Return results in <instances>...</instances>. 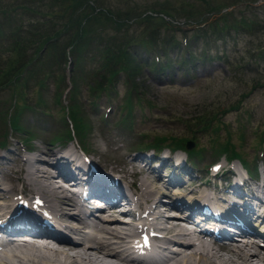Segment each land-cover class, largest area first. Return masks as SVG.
<instances>
[{"label":"rangeland","instance_id":"rangeland-1","mask_svg":"<svg viewBox=\"0 0 264 264\" xmlns=\"http://www.w3.org/2000/svg\"><path fill=\"white\" fill-rule=\"evenodd\" d=\"M153 1L154 0H94L95 6L102 5L111 10L118 9L121 12L127 11V8L131 7L135 12L140 11L144 9L145 6L151 5ZM188 1L192 3V8L197 10L196 15H194L193 18H186L184 17L185 14H176L172 18V20H177L173 23L179 26V30L186 31L187 35L190 33L189 31L196 26L192 23L193 20H199L201 18V20L209 21L211 18H216L217 15L222 14L219 13L215 16V14L208 13L206 10L204 11L200 0ZM241 1L243 2L232 7L235 15L239 9L244 16L253 18L259 25L264 23V0ZM220 2L221 0H213V3H210L217 6ZM223 2H227V0H223ZM136 6L137 8L134 9ZM217 9L224 12L229 8L221 9L219 6ZM145 13L149 14V11ZM154 14L157 15V13L150 12V15ZM80 16L82 15L80 14ZM204 22L199 23V26H203ZM127 23L129 26L126 24L121 27V29H124L125 33L128 32L132 34L133 31L138 32L140 25H136L134 19L129 20ZM207 24L208 23H206L203 28L206 27ZM152 25L155 26L153 28H163L158 22ZM99 27L105 30L111 28L108 23ZM263 29L256 32L258 37L247 34L233 35V32H230L229 35H225L221 40H208L203 42L197 38L193 42L191 41L188 46L189 51L198 53L201 49H206L210 58L200 63L196 61V65L192 67L195 69H189L187 74L179 70L178 74L174 75L172 71L169 70L167 77L165 69L161 72L149 73L141 66L139 74L137 78H133V82L135 83V90L141 98V101H137L141 103L142 106L139 108L133 105L129 116L131 118V124L127 127H124L116 120L120 116L119 105L122 103L124 94H126L127 90H129V94L133 91L132 89H128L129 82L122 76H119L115 79L109 94L101 92L99 95L91 97L87 92V85H93L90 74L94 72L95 68L100 65L102 60L99 63L89 58L80 60L81 72L78 73L75 78L77 86L75 99L80 106V114L83 120L90 126V129L87 130L82 139L87 149L86 152L99 164L105 167L106 165L113 167L121 177L134 182V186L135 184L138 186L142 174H140L141 172H134L133 170L135 167H130L128 162L134 158V155L135 157L143 156L142 154L140 155L134 152L138 146V143L135 142L139 141L140 134L149 137L155 134H169L175 137L184 136L189 140L192 137L195 140L192 146L196 144L197 148L202 149V159L200 161L193 159L192 174H188H202L204 172L202 169L204 164H210L215 161L222 162L223 159L221 155L216 158L211 155V150L216 145H212V138L210 141L208 139L211 135V131L209 129L198 130L196 128L194 116L198 115L197 113L201 108L218 112L219 108H225L229 102H234L238 99L240 93H247L237 110L226 111L219 117V121H213V124L219 125L220 127L218 132L220 138L214 140L221 141L225 136V132H228V137L231 142L236 145L237 150H240L247 160L253 162L257 161L258 174L261 175L264 164L262 160L264 157V44L262 43L264 36H261L260 32L264 31ZM142 32L145 35L149 30L146 28V30ZM112 33L113 30L112 32L110 31V34ZM174 33L177 37H180V33L176 31ZM167 34L170 33L168 32ZM59 43L58 50H64L63 60H60V64L55 68L49 63L47 72H52L54 70L56 74L62 77L61 82L59 83L58 81L59 75L45 79V84L42 88L45 108L42 107L43 109L40 111V108L35 107L36 110L32 111L33 113L27 111L21 118V124L24 127H29L35 131V139L31 145L38 150H45L47 147L55 149L60 145L53 142H51L52 144H47L55 133L62 131L61 121L63 114H60V112L56 110V106L53 104V98L56 91L59 90V92H61L60 104L65 105L67 103L66 90L69 87V77L72 68L71 60L74 59V55L69 53V49L65 48L63 42L59 41ZM181 51L186 54L184 49ZM139 55V57L144 58L142 53ZM214 55L215 58H213ZM78 56L80 55H77V58ZM146 57H148V55H146ZM169 58L175 59V55L171 52ZM78 60L79 59H77V61ZM159 60L162 61V59ZM95 80H97V78ZM255 82L257 83L255 84ZM260 84L262 85L260 86ZM57 85H59V88H57ZM33 90V87H29L26 93V97L29 99L30 103L35 99ZM10 93L11 90L8 87L0 91V109L7 106L4 105V101H8ZM134 97L135 96H132V98ZM89 100H93L92 104L89 103ZM144 100H148L151 105L145 104L143 102ZM104 120L107 121L104 122ZM114 121H116V123H114ZM67 127L71 128V124L68 123ZM3 129L8 131L9 127L7 123L0 121V132ZM191 130L193 131L190 136L189 131ZM7 134L6 143L8 147L6 150H0V171L3 169L5 173L7 167L15 166L20 163V161L15 159L16 155L24 154V143H20V134L13 131H9ZM259 138H261L260 142H258ZM140 139H142V136ZM258 143L261 144L258 145ZM75 144L80 145L77 137L72 135L70 137V142L67 143L66 146L74 147ZM77 153H79V151ZM181 155L183 156V153H181ZM144 156L147 157V154ZM150 160H155V157H152ZM155 163H158V160ZM231 163L232 165L227 164L226 168L234 169V167H237L239 170V166L235 161H231ZM162 166L161 169L159 168V172L164 168ZM139 167L140 166H138V168ZM164 172L168 174L170 171L165 169ZM176 172H178V170H175V173ZM160 173L162 174V172ZM153 174H155V171ZM149 178L152 179V177ZM13 184L17 188L21 187L20 183L13 182ZM137 186L134 188L139 187ZM153 191L154 188L152 189V192ZM160 191L167 192L163 187L159 192ZM136 196L139 197V194L137 193ZM151 198L152 197H150L149 200ZM161 199L164 198L161 197ZM139 201L143 205L148 202L147 199L144 201L142 198L139 199ZM11 250L19 253V259L25 256L30 257V253H33L30 250H25V252L13 248H11ZM220 252L223 253V251ZM19 259L15 258V264H19ZM62 261L64 262L63 258ZM30 264L32 263L30 262ZM48 264L50 263L48 262Z\"/></svg>","mask_w":264,"mask_h":264},{"label":"trees","instance_id":"trees-1","mask_svg":"<svg viewBox=\"0 0 264 264\" xmlns=\"http://www.w3.org/2000/svg\"><path fill=\"white\" fill-rule=\"evenodd\" d=\"M200 1L204 11L215 14V16L222 14L209 21L201 20V18L193 20L192 23L196 26L187 35L186 31H180L177 25L165 18L172 19L176 14H185L184 17L193 18L197 10L192 8V3L188 0H154L151 5L136 12L132 7L121 12L102 5L95 6L94 0H0V91L7 87L11 90L8 101H4V105L7 106L0 109V121L7 123L9 127L8 131L3 129L0 132V146L5 145L9 131L19 133L22 143L30 144L35 139V131L24 127L21 124V118L25 112L35 111V107L40 108V111L42 107L45 108V101L42 97L45 79L59 75L54 70L47 72L49 63L55 68L64 57V50H58L59 41L63 42L66 49H69L74 59L71 60L69 87L66 90L67 103L60 104L61 92L59 90L53 98L56 110L63 114L62 131L55 133L49 139V143H64L74 135L84 148L82 139L90 126L83 120L80 106L75 99L77 91L75 78L81 72L80 60L89 58L98 63L102 60L90 74L93 85H87V92L91 97L101 92L109 94L115 79L120 74L129 82L128 89L133 91L129 94L127 90L124 94L122 103L119 105L120 116L116 120L127 127L131 124L129 116L133 105L139 108L142 106L138 102L141 98L133 82L141 66L149 72L181 69L182 72L187 73L190 67L196 65V61L200 63L210 58L206 49H201L198 53L189 51L188 46L191 41L197 38L203 42L221 40L230 32H233V35L247 34L258 37L256 32L264 28V23L259 25L253 18L244 16L239 9L237 14H234L232 7L243 2L241 0H227V2L221 0L217 6L212 5L213 0ZM219 6L221 9L231 8L221 12L217 9ZM146 11H149V14H146ZM150 12L157 13V15H150ZM131 19H134L136 25H140L138 32L125 33L121 27L126 24L129 26L127 22ZM156 22L163 28H153L155 26L152 24ZM201 22H204L203 26L208 24L203 28L199 26ZM105 23L111 26L109 30L99 27ZM146 28L149 32L144 35L142 31ZM112 30L113 33L110 34ZM175 31L180 33V37L175 35ZM168 32L170 34H167ZM260 33L264 36V31ZM262 43L264 44V38ZM169 49L174 51L175 59L169 58ZM182 49L186 51V54L181 51ZM140 53L144 55V58L139 57ZM77 55L80 56L77 58ZM76 58L79 60L77 61ZM61 79L59 75V83ZM29 87L34 88L35 99L32 103L26 97ZM246 94L240 93L238 99L229 102L225 108H219L218 112L201 108L198 115L194 116L198 130L209 129L211 131L208 139L210 141L212 138V145L216 144L211 150L213 155L224 152L230 154L229 156H238L233 142L228 137V132H225L221 141L214 140L220 138L218 135L220 127L213 124V121H219V117L226 111L237 110ZM132 96L135 97L132 98ZM92 102L93 100H89V103L92 104ZM143 102L151 105L148 100ZM68 123L71 124V128L67 127ZM192 131H189L190 136ZM139 136V141L135 142L138 143V148L150 146L160 148L167 145L184 149L183 143L187 139L184 136L175 137L169 134H155L152 137L140 134ZM141 136L142 139H140ZM190 140L195 143L192 137ZM260 141L261 138L258 139V142ZM201 151L202 149L197 148L195 144L187 153L199 154Z\"/></svg>","mask_w":264,"mask_h":264},{"label":"bare ground","instance_id":"bare-ground-1","mask_svg":"<svg viewBox=\"0 0 264 264\" xmlns=\"http://www.w3.org/2000/svg\"><path fill=\"white\" fill-rule=\"evenodd\" d=\"M42 155L50 157L49 160L45 157L37 155L33 158L32 161L22 158L20 155H16L15 159L20 161L19 164L11 167H7L6 173L3 169L0 171V218L5 216L10 211L11 204L14 197H18L17 194H23L27 196L28 200H33L38 194L43 199V204L50 214H52L56 219L61 221L66 227H74L77 225H82L85 223V220L70 211L75 208V203L67 201L63 189L57 185L55 173H51L48 169L49 165L55 167H63L67 172L71 173L78 169L80 163L74 155L73 151L69 148H66L60 152L54 149L47 148L44 151H40ZM48 162V163H47ZM133 162V161H132ZM6 163V162H5ZM133 167V164L131 165ZM146 169L145 172L149 175L153 173V170L149 166L144 165ZM134 172H140L135 169ZM155 178L157 182H168L167 185H174L175 182L171 183V180L168 178V174L164 177L160 176V172L155 170ZM56 172V170H55ZM93 174L99 176L103 182L107 181L105 176L109 170L106 171L104 166L100 165L99 169H93ZM141 176L138 188H134L135 193L139 194L144 201H150L149 198L152 197V187L151 180L146 176ZM78 179V178H77ZM76 179V180H77ZM170 180V181H169ZM195 181V180H194ZM13 182L21 184V187H16ZM191 185H192V181ZM84 184V183H83ZM178 184V183H177ZM7 185V186H5ZM134 186V187H135ZM195 187L190 186L187 183H180L178 187H172L173 196L184 193L185 195L192 194L195 192ZM264 188V187H262ZM263 193H264V189ZM199 192V197H207V194L202 191ZM111 194V193H110ZM136 196L137 205L139 208H143L139 198ZM118 200H121V197H116ZM163 206L166 210H159V213L156 215L158 220H162V226L159 227V230L164 234V237H161V246L158 248V252L167 250L168 246H171L173 242H183L184 244L178 249V252L173 253L171 257L167 259L170 264H264V248H259L254 246V244L247 238L241 241L238 240L239 237L232 230L228 232L225 230V234H230L228 236L229 242L223 246L222 249L218 247L213 248L205 244L202 240L203 236L197 237V242L194 243L190 239H193L195 230H188L185 227L178 225L179 217L184 216L185 213H171L172 208L181 212L183 207L176 205L174 207L171 204L172 201ZM196 201V200H195ZM152 202V201H151ZM160 203L158 198L156 201L152 202L151 205H157ZM262 207L264 208V200L260 201ZM151 208V206H149ZM173 209V210H174ZM113 211L107 215H103L100 219H96L92 224L88 225L90 228V233L87 236L86 240L82 243H69L66 237L57 235L55 237L62 238L54 242V246L41 244L34 245L31 243L24 242V237L32 236H23L18 235L16 230H5L2 234L6 238V244L8 247L19 250H30V257L20 258L17 255H1L0 264H13L15 258H18L19 264H27L31 262L32 264H48L50 263H60L57 258L60 256L64 259L66 264H143L141 262L131 263L127 262L124 259L120 258L115 253H109L106 251L108 246L118 244L127 233V230L130 229L129 223L125 222L126 220L122 218V210L119 212L116 208L112 209ZM148 213H145V215ZM101 214H106L102 212ZM124 215H127L126 212ZM144 215V216H145ZM223 215L230 216L233 215L232 211L230 213L223 212ZM187 218L191 219L190 215ZM16 222H26L31 223L35 227H38L40 230H33L34 233L40 235V239H45L48 233L54 234L53 231H48L49 227L43 225L36 221L33 217L28 216L24 213H19L14 215ZM144 217H141L143 220ZM194 220L195 217L193 218ZM264 222V221H263ZM197 224L199 225L200 231L206 234H213V225L206 223L203 220H198ZM189 227V226H188ZM48 231V232H47ZM242 234V232H240ZM214 235V234H213ZM247 235V234H246ZM13 236H17L16 240L11 239ZM222 238L221 236H218ZM41 250H49L51 255L45 256L40 253ZM185 251V252H184ZM220 251H223L220 252ZM166 261V262H167ZM218 263H217V262ZM95 262V263H94ZM166 262L162 264H166Z\"/></svg>","mask_w":264,"mask_h":264}]
</instances>
